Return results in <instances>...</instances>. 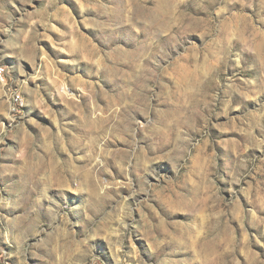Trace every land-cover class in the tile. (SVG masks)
I'll use <instances>...</instances> for the list:
<instances>
[{"label": "rangeland", "instance_id": "rangeland-1", "mask_svg": "<svg viewBox=\"0 0 264 264\" xmlns=\"http://www.w3.org/2000/svg\"><path fill=\"white\" fill-rule=\"evenodd\" d=\"M0 264H264V0H0Z\"/></svg>", "mask_w": 264, "mask_h": 264}, {"label": "built area", "instance_id": "built-area-1", "mask_svg": "<svg viewBox=\"0 0 264 264\" xmlns=\"http://www.w3.org/2000/svg\"><path fill=\"white\" fill-rule=\"evenodd\" d=\"M0 77H2V73H0Z\"/></svg>", "mask_w": 264, "mask_h": 264}]
</instances>
